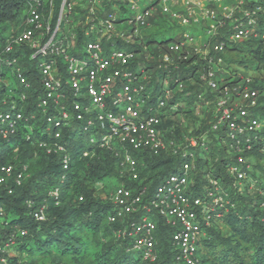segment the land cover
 <instances>
[{"label":"built area","instance_id":"1","mask_svg":"<svg viewBox=\"0 0 264 264\" xmlns=\"http://www.w3.org/2000/svg\"><path fill=\"white\" fill-rule=\"evenodd\" d=\"M88 1L89 14L80 44L77 30L70 27L65 31L61 26L72 5L68 0L62 1L54 28L52 11L45 15V2L27 0L24 27L0 38V140L11 141L22 126L27 127L26 136L30 139L34 123L42 120L47 126L37 145L49 154H60L63 169L67 170L71 150L62 138L64 130L76 124L88 136V142L114 150L121 176L132 182L122 181L107 195L113 204V211L107 216L117 226L116 237L127 240L142 258L154 261L158 258L161 221L170 232L176 261L198 264L207 228L214 225L215 218L219 221L236 207L234 193L243 194L250 186L264 195V179L250 174V155L246 154L264 150V116L254 110L264 97V70L231 72L224 67L225 52L233 43L259 39L264 49V0L235 5L181 0L180 9L171 8V0L161 1V12L170 14L184 27L178 39L171 40L163 51L162 64L169 67L183 56L182 52L186 50L185 57L193 51L205 61L199 76L215 93L214 120L199 137L184 133L177 137L174 127L168 130L163 126V119L169 117L165 107L171 90L168 87L157 102H152V91L146 84L150 75L145 70L138 74L131 66L135 51L114 43L107 49L102 41L103 37L115 35L128 43L133 40V32L117 29L115 11L97 15L100 0ZM129 7L136 9L129 22L135 27L150 25L152 8H140L139 0H129ZM195 28L202 32L196 34ZM221 36L224 38L219 39ZM24 45L31 48V58L38 61V78L24 73L20 62L23 56L14 52ZM260 81L263 87H259ZM164 82L169 83L170 78ZM178 84L179 89L184 88L182 81ZM33 95L36 97L30 100ZM29 105L35 109L27 113ZM170 117L173 119L174 115ZM221 130V140L231 155L225 168L229 182L208 175L204 190L198 191L193 184L197 159L207 156L210 132ZM95 134H100V138ZM145 149L181 160L177 171L162 177L154 188V179L142 176L140 160L134 154ZM88 154L89 150L83 152L84 156ZM2 156L0 151V191L5 189L12 194L28 176L29 164L11 162ZM65 178L64 171L60 183ZM48 189V197L40 204L31 199L25 201L29 214L41 221L47 219V200L58 199L62 190L60 184ZM6 214L5 205L0 204L1 222ZM16 233L0 242V264H9L8 254L14 250L17 235L25 236L28 232L18 227Z\"/></svg>","mask_w":264,"mask_h":264},{"label":"trees","instance_id":"2","mask_svg":"<svg viewBox=\"0 0 264 264\" xmlns=\"http://www.w3.org/2000/svg\"><path fill=\"white\" fill-rule=\"evenodd\" d=\"M43 1L45 15H49L52 11L54 28L63 0ZM161 1L153 0L146 6L152 8L153 14L149 21L153 28L149 30L148 26H142L140 36L137 33L139 31L135 33L137 30L135 26L134 29L120 26L133 18L129 0H103L97 7V15L104 16L108 12L115 11L118 14L117 29L133 32V40L126 43L113 35L109 39L103 37L102 41L107 49L114 43L116 46L121 45L123 48L135 51L136 58L131 66L139 71L138 74L142 72L141 70H145L150 75L146 84L151 91L152 87L158 88L169 77L171 95L167 98L168 104L165 107L169 117L163 119V126L168 130L174 127L176 136L182 137L188 129L182 126L181 118L190 117L197 120L199 118V126H188L190 130L193 127L192 132L190 131L191 136L199 137L203 131L210 128L214 120L212 109L215 93L206 90L208 87L199 76V68L205 61L193 51L184 57L187 53L185 50L182 52L183 56L177 58L176 63H172L169 67L162 64L163 51L167 49L171 40L178 39L175 28H179V25L171 16L161 12ZM114 3L119 6L118 10L114 7ZM89 6L88 0L73 1L72 8L66 10V17L61 23L65 31L70 27L77 30V44L83 39L82 27L89 14ZM27 7V0H0V38L18 33L24 27ZM158 35L161 36V40L158 39ZM223 38L224 36L219 37V39ZM229 47L230 50L247 54L238 61V65L251 67L256 71L264 70V49L259 39L242 40ZM14 52L23 56L20 62L24 67V73L38 78V61L31 58V48L24 45ZM147 52L160 59L157 61L149 59ZM232 61H235V57L226 58L224 67L234 72L236 69L230 68L229 65ZM181 81L184 84L183 89L178 88V83ZM258 85L263 87V82L260 81ZM164 92L165 89L158 95L152 94L150 99L152 102H157ZM35 97L30 96V100ZM26 109L28 113L29 109H35V106L29 105ZM254 110L264 116V97ZM170 114L174 115L173 119ZM37 117L41 118L39 112ZM40 121L34 123L35 127L30 139L26 136L27 127L22 126L11 141L0 140V151L5 160L15 163L27 162L30 168L28 176L15 188L14 193H8L5 189L0 191V204L5 205L7 213L4 221H0V242L4 243L6 237L12 232L16 233L18 227L25 228L28 232L25 236L17 235L13 246L14 252L8 254L9 264H44L47 262L42 261L48 258L49 261L62 264L64 257L81 261L83 257L91 255L94 264H182L174 257L175 252L169 242L170 232L161 221H158L160 229L158 258L154 261L142 258L139 251L130 248L127 240L116 237L117 226L111 223L107 216L113 211V204L107 195L122 181L126 184L132 182L121 176L119 158L115 156L114 150L90 142L87 147L82 148L86 135L74 124L64 130L62 138V142L71 150L72 159L69 169L64 170L60 154H49L37 145V139L41 137L47 126ZM75 135H78L77 139ZM223 136L222 130L217 133L210 132L207 156L203 159L199 156L197 159L196 168L193 170V184L198 191L204 190L208 175L222 177L225 182H229L227 171L222 167L226 168L231 155L221 140ZM217 139L221 140L224 151L229 155L216 160L218 173H215L209 162L211 157L217 156L215 150ZM77 144L81 146L78 147ZM85 150H89L87 156L83 155ZM134 154L140 160L142 176L147 175L148 179H154L153 188L162 177L177 171L181 161L177 156L166 153L155 155L147 149L134 151ZM246 154L262 158L264 150L256 149ZM254 164L258 166L257 162ZM64 171L66 178L60 183V175ZM250 174L254 177L259 175L254 169ZM262 174L264 176V166ZM57 184H60L62 190L58 199L47 200V219L41 221L31 216L25 201L31 199L36 204H40L48 197V188ZM251 189L253 193L249 192L250 189L245 190L243 194L234 193L236 207L220 219L230 227V233L224 232L217 226L216 218L214 225L207 228V234L202 239L198 264H264V195L255 188ZM101 190L105 192L103 196ZM80 196L83 199H80ZM215 212L218 213L217 210ZM20 252L28 256V259L21 261Z\"/></svg>","mask_w":264,"mask_h":264},{"label":"rangeland","instance_id":"3","mask_svg":"<svg viewBox=\"0 0 264 264\" xmlns=\"http://www.w3.org/2000/svg\"><path fill=\"white\" fill-rule=\"evenodd\" d=\"M73 1H77V0H73ZM73 1H70V2H72V5H71V8H72V6H73ZM153 0H139V6H140V8H145L148 4H150L151 2H152ZM252 1H255L256 2V0H252ZM102 2H103V0H100V3L102 4ZM214 3L216 4L217 3V1H214ZM225 5H227V2L225 1V2H223ZM104 5V4H103ZM114 7L118 10L119 9V6L117 5V4H115L114 3ZM131 9V11H132V13H133V15H135V13H136V9H132V8H130ZM180 9V8H179ZM169 16H170V14H168ZM167 16V15H166ZM173 20V19H172ZM177 23H178V25H179V28H175V31L177 32V33H180V32H182V30H183V28L184 27H181L180 26V24H179V22H178V20H177ZM120 26L121 27H123V28H129V29H134L133 27H134V24L133 23H131V22H129V21H127V22H124V23H122V24H120ZM194 26V25H193ZM198 27V26H197ZM136 28H137V30L139 31V32H137L140 36H141V32L140 31H142V26L140 27V26H136ZM153 27H151L150 25L148 26V29L150 30V29H152ZM195 32H196V34H199V33H201L202 32V30L199 28H195ZM158 39L159 40H161L162 38H161V36L160 35H158ZM117 47H119V48H123L121 45H118ZM147 54H149V59H152L153 61H157V59H160V57H155V56H153L152 54H150V53H148L147 52ZM243 56H247V54H245L244 52L242 53V52H238V51H235V50H230V49H228V51H226L225 52V57L226 58H229V57H235V61H232V62H229V65H230V68H232V69H237V70H241V71H248V72H250V73H256V72H252L250 69H252L251 67H245V66H241V65H238V61L240 60V59H242L243 58ZM157 64V63H156ZM231 69V70H232ZM11 72V70H9L8 71V73H10ZM169 87V84L168 83H166V82H164L163 84H160L159 86H158V88H155V87H152V94H154V95H158V93H160L163 89H167ZM206 90H208V88H206ZM182 119V126L183 127H187V129H188V132L185 134V135H189V136H191L192 134H191V132H192V130H193V127L191 128L192 130H190L189 129V127L190 126H199L198 124H199V118H198V120L196 119V118H190V117H182L181 118ZM189 126V127H188ZM191 131V132H190ZM42 134V133H41ZM95 136L97 137V138H100V134H95ZM186 136V137H187ZM78 138V135H75V139H77ZM88 141H89V139H88V136H86V137H84V142H83V146H81V145H79V144H77L78 145V147H82V148H84V147H87L88 146ZM115 145L116 144H118L117 142L116 143H114ZM215 150L217 151L216 152V154H217V156H216V158H213V157H211L210 158V162H209V165H210V167H211V169L215 172V173H218V168L216 167V164H215V162H216V160L217 159H219V158H226V157H228V155L229 154H227L225 151H224V149H223V146H222V142H221V140H218L217 139V142H216V145H215ZM255 155H253V156H250V162H251V168H252V170L254 169V171H255V173H257V174H259V175H257V178L258 179H264V176H263V174H262V169H263V166H264V157H258V156H255ZM258 163V166H256L254 163H256V162ZM204 168H206V165L204 166ZM222 169L225 171L226 169L225 168H223L222 167ZM261 175V176H260ZM247 189H250L249 190V192H251L252 191V189L250 188V186L248 187H246ZM101 193H102V196L105 194V192L103 191L102 192V190H101ZM251 193H253V192H251ZM217 226L218 227H220L221 228V230H223L224 232H227V233H230L231 232V230H230V227L229 226H227V224L226 223H224L223 221H221V220H219L218 222H217ZM200 252H201V248H200V250H199ZM20 254V256H21V261H25V260H27L28 259V256H26L24 253H22V252H20L19 253ZM42 262H47V263H44V264H58V263H56V262H53V261H49V258L48 259H46V260H44V261H42ZM62 264H94V259H93V257H92V255L91 256H85V257H83L82 258V260L81 261H75L74 259H72L71 257H64L63 258V263Z\"/></svg>","mask_w":264,"mask_h":264},{"label":"crops","instance_id":"4","mask_svg":"<svg viewBox=\"0 0 264 264\" xmlns=\"http://www.w3.org/2000/svg\"><path fill=\"white\" fill-rule=\"evenodd\" d=\"M204 2H212V0H202ZM213 1H217L216 5H224L223 2H227L229 3L230 5H235L237 3H241L244 2V3H250V2H255V1H252V0H213ZM98 5H101V3L99 2ZM170 7L173 8V9H179L181 7V0H171L170 2Z\"/></svg>","mask_w":264,"mask_h":264}]
</instances>
